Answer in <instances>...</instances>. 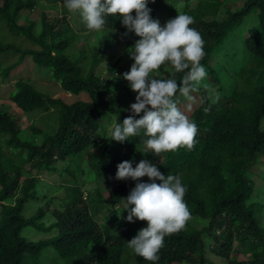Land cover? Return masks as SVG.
<instances>
[{"label":"trees","instance_id":"obj_1","mask_svg":"<svg viewBox=\"0 0 264 264\" xmlns=\"http://www.w3.org/2000/svg\"><path fill=\"white\" fill-rule=\"evenodd\" d=\"M45 1L56 13H68L63 0ZM178 1L148 0L151 18L157 20L156 4L161 2V7L164 3ZM181 2L182 14L193 17L194 23L190 27L200 33L204 42L201 65H208L213 53L228 46L237 56V82L229 95L215 101L205 89L195 85L200 95L195 91L191 93L196 96V109L190 115L185 114L198 129L194 146L190 150L181 147L156 156L145 147L147 137L143 130L123 143L111 140V134L102 133L106 128L103 122L106 117L107 122L115 120V123L122 124L132 115L125 101L131 99L135 103L137 93L130 89L123 74L129 72L134 63L128 50L139 37L135 33L128 36L125 54L115 61V57H105L113 48V40L104 35L97 45L89 46L88 57H92V65L87 71L81 66L86 58L74 60V56L69 54L73 28L66 16L63 19L59 16L49 18L47 13H42L38 29L35 22L21 23L20 20L23 11L38 9L40 0H0L1 33L21 37L23 42L14 50L0 43V60L9 51L20 54L16 64L0 72L2 80H8L11 71L23 60L31 59L39 67L47 69L66 93L87 95L85 99L73 102L47 96L24 80L15 83L11 102L29 113L55 115L53 126L57 130L53 135L35 126L22 131L15 117L0 107V264L38 260L48 247L54 248L64 264H214L208 258V252L224 257L227 264H264V219L259 214L261 206L251 202L255 184L254 179H250L251 175L248 177L254 165L264 164L258 161L259 153L264 157V0H245L239 10L228 11L227 18L221 21L216 17L223 0ZM132 15L135 16V12ZM104 19L106 30L127 31L119 15L105 16ZM245 20L248 25L239 30L238 39L224 45L226 37L236 30V25ZM244 54H248V62L241 70L239 56ZM127 58L132 61L128 63L130 66L124 64ZM103 62L109 65L107 77L101 73ZM170 70L171 73L165 76H154L153 71L150 78H174L179 84L185 73H176L171 67ZM246 74L240 87L241 78ZM210 78L214 82L219 80L213 73ZM180 96L177 91L174 96L177 106ZM29 130L33 135L28 139L23 135ZM24 153L28 154L27 159L21 160ZM85 155H88L87 165L97 182L86 199L84 185L78 179L79 172L85 174L87 171L83 167V159L78 160ZM64 160H70V163L61 173L70 178L67 184H73L65 188L72 194L69 202L62 209L61 206H49L39 209L31 218H25V205L39 192V186L35 176L23 181L24 164L28 163L30 170L55 171L54 165ZM142 160L154 165L165 176L169 173L180 176L186 189L183 199L191 214L182 230L165 236L156 262L144 260L127 246L147 224L138 220L127 222L128 211H124L122 199L129 195L136 181L116 179L117 166L121 162L129 161L135 168ZM140 182L149 181L143 177ZM105 192L109 195L106 196ZM9 199L11 203H8ZM49 212L53 223L45 228L41 221ZM99 214L103 215L102 222L98 220ZM194 221L204 224L197 227ZM26 227L51 232L52 235L32 242L22 235ZM92 243L100 244V248H92ZM236 243L239 244L237 253L249 255V260L232 259Z\"/></svg>","mask_w":264,"mask_h":264},{"label":"clouds","instance_id":"obj_2","mask_svg":"<svg viewBox=\"0 0 264 264\" xmlns=\"http://www.w3.org/2000/svg\"><path fill=\"white\" fill-rule=\"evenodd\" d=\"M63 4L69 13L80 15L89 31L103 30L105 16L119 15L127 31L139 37L128 50L134 63L130 71L123 74L130 89L137 93L135 103L130 105L132 115L122 124H113L111 140L123 143L143 130L147 137L145 147L156 156L181 147L190 150L198 129L177 106L174 96L179 91L191 101L194 86L206 76L200 63L204 57V42L200 33L190 27L193 17L178 14L162 27L159 20L151 18L148 0H63ZM166 63L176 73H185L179 84L174 78H150L153 71ZM141 113L142 117L136 119ZM143 177L149 182H140ZM116 179L136 181L129 195L122 199L124 211H128L127 222L138 220L147 224L127 246L144 260L156 262L165 236L182 230L191 216L183 199L186 189L181 178L170 173L165 176L142 160L135 168L129 161L121 162Z\"/></svg>","mask_w":264,"mask_h":264},{"label":"rangeland","instance_id":"obj_3","mask_svg":"<svg viewBox=\"0 0 264 264\" xmlns=\"http://www.w3.org/2000/svg\"><path fill=\"white\" fill-rule=\"evenodd\" d=\"M182 0H179L178 2H167L164 3V5L156 4L154 6V10L156 13V19L159 20L160 25L163 27L166 22L170 19H174L178 14H182ZM245 0H223L222 7H220L219 15L216 17V20H222L227 16L228 11L235 12L239 10L244 5ZM195 3V2H194ZM41 6L38 7V9L34 11H23L21 13V23L25 21H32L35 22L36 25H38V29L41 27V17L42 13H47V16L49 18H54L59 16L61 19H63L64 16L67 17L70 25L73 28V39H72V47L69 51V54L74 56V60L83 59L86 58L84 61L81 62V66H84L86 70L88 71L91 68L92 65V57H88L89 55V46H95L98 44L101 37L104 35H108L113 40V48L110 53L106 54V59L108 58H114L115 61L118 60L119 57L123 56L125 54V42L133 33H129L128 31L125 32H119V31H109L106 30V28H103L101 31H94V32H87V28L85 24L83 23L80 15L78 13H67L66 15H63L62 13L56 11L50 6H47V2L45 0H40ZM61 4V3H60ZM174 5L175 7L171 6ZM49 8V9H47ZM61 9V8H59ZM210 19H213L212 17H209ZM215 18V17H214ZM255 25L256 23L253 22ZM248 25L247 20H245L243 23L236 25V30H233L228 37L224 40V45H229V43L232 42V40L238 39L239 30L241 28H246ZM235 26V27H236ZM2 29L0 28V43L3 45H6L8 47H11L10 50H14L15 48L19 47L23 42L22 38H17L15 36H12L8 34L7 32H4V34L1 33ZM127 33V35H125ZM88 42V46L87 43ZM26 44L24 43L23 46ZM21 47V46H20ZM84 48V49H83ZM83 53H80V51H83ZM86 51V52H85ZM248 54H244L242 56H239L241 58V67L246 66L248 62L247 58ZM20 54H15L12 51H9L5 53L1 60H0V72L4 70L5 68L8 69L11 65L16 64V62L19 60ZM129 58V56H128ZM125 59L124 64L127 66L128 63H132L131 59ZM235 59H237L236 53L234 50L230 49L228 46L221 49L219 52L213 53L211 55V59L208 63V65H202L206 71L205 78L200 81L199 84H197L199 87L205 89L211 99L213 101L217 100V98L223 96V95H229L231 93V87L236 85L237 79H236V73L238 71L237 66L235 64ZM244 59V60H243ZM108 62H103L100 69L101 73H103L104 76L107 77L108 73ZM248 67H245L247 70ZM211 70V71H210ZM208 71L210 73L208 74ZM10 73V78L6 81L2 80V74L0 75V107L3 109V111L8 112L12 117L17 120L19 123L22 131H24L25 128L35 126L38 129H42L44 132L48 134H55L57 128L53 126L55 121V115H43L39 112L35 113H29L22 109H20L17 105H15L13 102H11V95L15 92V83L19 80H24L26 82H29L37 91L47 95V96H55V97H61L66 98L70 101H79L86 98V94L82 93L80 95H71L66 93L60 86L59 83L55 82L54 79L51 77L52 74L47 71V69L39 67L37 64L33 62V60L25 59L23 62L13 71ZM154 76L161 74L162 76H165L167 74L171 73L170 65L167 63L162 65L159 69L154 71ZM161 72V73H160ZM2 73V72H1ZM213 73L215 76L219 79L218 81L214 82L210 78V74ZM247 76L243 75L240 81V87L243 86L244 78ZM220 88V90H218ZM195 93L199 95L198 90H195ZM193 93V94H195ZM200 96V95H199ZM217 96V97H216ZM193 99L190 101L187 98L180 96V104L178 107L180 110L187 115H190L197 106V101H195L196 96H192ZM131 99H126L125 105L130 106L132 105ZM194 107V108H193ZM111 118V117H110ZM103 122L106 123V128L103 130L102 133L110 135L112 126L115 123V120L112 121V123L107 122V117L103 120ZM53 126V127H52ZM262 127L264 128V120L262 121ZM33 135V132L30 130L28 133H26L25 138H31ZM38 139V137H37ZM39 143V141L37 142ZM2 149H5V145L3 144ZM12 153H9L11 155ZM17 155V154H14ZM262 154L259 153L258 161H261L259 163H264V157L261 156ZM28 154L24 153L20 156L21 160H26ZM17 156H13V158H16ZM81 156L78 160L83 159L82 164L87 169L85 174H81V172L78 173V179L80 183L84 185V196L86 197L87 194H91L92 189L97 186V182H95L94 176L91 174V169L89 165H87L88 161V155H85V157ZM70 160H64L57 162L54 167L57 169L55 171H49L46 169H43L42 171H36V170H30V165L28 163H25L23 166V181L27 179L28 177L35 176L38 181L39 186V192L36 194V196L31 199L28 203H26L23 215L25 218H31L34 216L37 211L41 208L47 209L49 206L51 208H59L62 209L64 204L68 203L72 194L67 190L65 191V188H68V185L73 184H67L68 180L70 178L68 176H63L61 173L64 167L67 168L69 165ZM75 160V164H76ZM258 166V167H257ZM30 172V173H28ZM258 174V177H257ZM251 175L250 179H254L255 184V192L254 196L251 202L258 203L261 208L259 209V214L264 219V164H256L254 167H252L251 172L248 174V177ZM24 182H22L23 184ZM106 196L109 195V192L104 193ZM12 200L9 199L8 203H11ZM2 217L0 218L1 222ZM100 222L103 221V215L99 214ZM52 214L49 212L46 214V216L42 219V224H44V227H49L53 222ZM194 225H197V227H201L204 223L203 222H193ZM22 235L32 242H39L40 240H44L47 238H50L52 233L51 232H45L44 230H38L33 227H26L22 231ZM236 248L232 254V259L236 260H249L251 257L249 255H243L238 254L237 250L239 248V244H235ZM92 248H100V244L98 243H92ZM208 258L210 261L214 264H227L228 260H226L224 257H218L213 255L211 252L207 253ZM37 262V263H36ZM24 264H64V260L62 258H59L56 254V251L53 247L46 248L40 258L33 259V261H26Z\"/></svg>","mask_w":264,"mask_h":264}]
</instances>
